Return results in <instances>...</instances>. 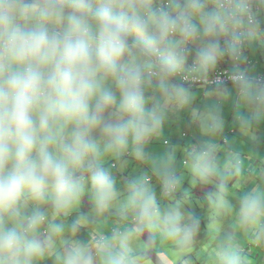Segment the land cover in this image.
Masks as SVG:
<instances>
[{
	"label": "clouds",
	"instance_id": "1",
	"mask_svg": "<svg viewBox=\"0 0 264 264\" xmlns=\"http://www.w3.org/2000/svg\"><path fill=\"white\" fill-rule=\"evenodd\" d=\"M262 49L264 0H0V264H264Z\"/></svg>",
	"mask_w": 264,
	"mask_h": 264
},
{
	"label": "crops",
	"instance_id": "2",
	"mask_svg": "<svg viewBox=\"0 0 264 264\" xmlns=\"http://www.w3.org/2000/svg\"><path fill=\"white\" fill-rule=\"evenodd\" d=\"M253 61L256 63V72L258 73V74H261V75H264V62H258L257 60H256V58L255 59H253Z\"/></svg>",
	"mask_w": 264,
	"mask_h": 264
},
{
	"label": "rangeland",
	"instance_id": "3",
	"mask_svg": "<svg viewBox=\"0 0 264 264\" xmlns=\"http://www.w3.org/2000/svg\"><path fill=\"white\" fill-rule=\"evenodd\" d=\"M262 51H264V49H262V50H257V51L254 52V55L256 56V60H257L258 62H260V61H259V57H260ZM252 255L255 256V257H257L258 255H260V253H259V251H256V252H253Z\"/></svg>",
	"mask_w": 264,
	"mask_h": 264
}]
</instances>
